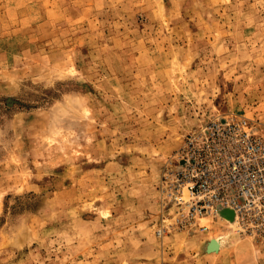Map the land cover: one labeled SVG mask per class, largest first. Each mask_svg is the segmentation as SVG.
Instances as JSON below:
<instances>
[{"label":"rangeland","instance_id":"rangeland-1","mask_svg":"<svg viewBox=\"0 0 264 264\" xmlns=\"http://www.w3.org/2000/svg\"><path fill=\"white\" fill-rule=\"evenodd\" d=\"M221 121L264 133V0H0V264H264V199L177 186Z\"/></svg>","mask_w":264,"mask_h":264},{"label":"built area","instance_id":"built-area-1","mask_svg":"<svg viewBox=\"0 0 264 264\" xmlns=\"http://www.w3.org/2000/svg\"><path fill=\"white\" fill-rule=\"evenodd\" d=\"M177 163V186L189 193L190 217L218 214L220 207L238 215L264 199V133L245 124H211L186 143Z\"/></svg>","mask_w":264,"mask_h":264},{"label":"bare ground","instance_id":"bare-ground-1","mask_svg":"<svg viewBox=\"0 0 264 264\" xmlns=\"http://www.w3.org/2000/svg\"><path fill=\"white\" fill-rule=\"evenodd\" d=\"M223 210L231 211V212L234 213V215L237 216L236 212H234L233 210H231V209H229V208H222V207H220V208L218 209V214L221 213V214H223V215H225V216H228L229 213H227V212H222ZM221 245H222V242H221V241L219 240V238H218V239H216V240H213V241L210 243V245H209V249H210V251H217V249H219V247H221Z\"/></svg>","mask_w":264,"mask_h":264}]
</instances>
